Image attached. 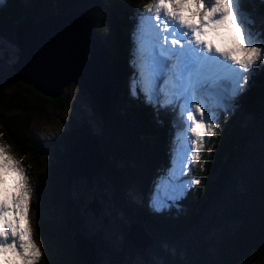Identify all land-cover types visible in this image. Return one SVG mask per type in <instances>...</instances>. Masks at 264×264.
Wrapping results in <instances>:
<instances>
[{"label": "trees", "instance_id": "obj_1", "mask_svg": "<svg viewBox=\"0 0 264 264\" xmlns=\"http://www.w3.org/2000/svg\"><path fill=\"white\" fill-rule=\"evenodd\" d=\"M4 2L0 5V43L15 47L16 30L23 20L69 11L91 19L89 41L100 50L99 60L104 57L111 77V99L104 113L95 93L100 66L89 84L92 92L71 81L57 97H50L16 78L13 64L18 59L0 58V140L24 160L29 189L42 213L35 233L37 244L46 242L55 249L50 254L44 251L40 264H83L77 257L76 237L94 248L93 264H102L104 258L110 264H131L137 257L144 264H153V258L158 264H264V74L249 73L247 88L236 102L246 114V124L238 125L234 117L219 113L214 135L206 137L187 175L200 183L179 199L168 200L170 207L153 211L145 193L161 168L171 160L174 163L175 125L182 108L178 101L169 103V94L164 95V107L147 103L148 90L137 84L136 60L143 63V57L137 55L133 32L153 0ZM241 6L251 14L255 28L264 31V0H241ZM83 54L86 61L90 59L91 46ZM43 57L37 60L39 65ZM133 82L139 96L131 91ZM75 92L92 96V109L100 116L91 120L84 115L67 132L51 138L39 136L34 121L74 104L76 99H70ZM49 101L55 106L49 107ZM86 138L92 149L89 161L99 162L95 171L88 169L94 164H87L84 171L74 167L75 161L80 166ZM79 139L84 140L77 147ZM76 182L87 185L86 196L73 195ZM133 188L140 196H134ZM100 212L114 224L111 229L105 225L109 237L91 229L87 218ZM133 227L150 237L149 246L141 248L129 238Z\"/></svg>", "mask_w": 264, "mask_h": 264}, {"label": "snow or ice", "instance_id": "obj_2", "mask_svg": "<svg viewBox=\"0 0 264 264\" xmlns=\"http://www.w3.org/2000/svg\"><path fill=\"white\" fill-rule=\"evenodd\" d=\"M2 3L3 0H0V4ZM186 5L195 9L191 17L183 14L182 10ZM146 10L149 13L154 11L155 20L163 25L161 32L164 43L159 53H154L152 57L153 72L156 75L163 72L168 68V61L174 58L178 74H189L190 92L185 96L180 119L175 126L178 136L181 132H191L194 139L191 140V148L187 151L192 152L193 159H199L198 149L203 147L206 135H214L218 113L233 109L234 98L243 89L239 80L243 78L244 83H247L248 77H242V73L251 71L254 74L260 70L261 66L257 62L264 56V31L255 28V21L250 13L243 10L241 0H153V3L146 6ZM229 16L232 17L231 24L236 27V36L239 37L240 43L229 49L214 46L212 40L207 39L208 32L216 31L218 26L226 27L225 21ZM152 19L153 17H145L142 14L139 17L141 23L145 20L150 22ZM232 42L235 45V37H232ZM211 53L215 55H209ZM237 53L243 55L238 56ZM212 62L218 71L228 74L219 78L236 82L235 86L227 83L217 86L216 91L211 94L215 110L207 105L201 106L204 104L201 89H204L205 84L198 79L193 82L191 76L194 71ZM253 65L257 67L254 69ZM154 79L155 76L145 99L147 103L158 105L160 99L155 91ZM132 91L135 95V82ZM19 164L20 161L9 153L8 146L0 143V184L6 186L0 190V264H16L15 261L6 259L10 250L15 251L20 264H38L42 256L40 248L32 239L28 217L30 189L24 170ZM9 172L15 173L12 185L14 190L10 195L6 179ZM199 183L198 179L191 178L188 181H180L175 186L173 196L169 198L179 199V193L185 191L187 186ZM151 203L156 210L166 206L167 201L160 198L158 187L153 193Z\"/></svg>", "mask_w": 264, "mask_h": 264}, {"label": "rangeland", "instance_id": "obj_3", "mask_svg": "<svg viewBox=\"0 0 264 264\" xmlns=\"http://www.w3.org/2000/svg\"><path fill=\"white\" fill-rule=\"evenodd\" d=\"M4 1L5 0H3V3L5 4ZM39 3H41V2H39ZM42 3H43V6H45V3L44 2H42ZM2 4H0V5H2ZM182 11L186 17H191L192 12L195 11V9L192 8L190 5H186ZM77 13L78 12L72 13L71 17L69 16L68 18H59V19H57L56 17L48 18V20H44V22H42L41 24H38L36 26L32 25L31 31L33 34L35 45H33L29 49L30 51L28 50L29 52H25L22 56V58H24V62H29L28 63V69L32 71L30 73L31 75H34V73H35V76H36L39 73L41 75L43 74V78H44V76L47 75L48 73H50L51 71H53V74H56V73L62 72L64 70V68H65L64 64L63 65L61 64L60 58L57 56L58 54L56 55L51 50L50 47H48L46 45H43V46L41 45L43 43V41L41 40V36H43V35H47V37L49 35L55 36L57 39V43L59 44L58 52L60 50H63L64 49L63 46L65 44V36L64 35H65V31H66L67 27L69 26V23H65L64 19H74V20H79L82 22V19H80V17L77 15ZM54 14H56V13L52 12V13H48L46 16H51ZM58 15H61V14L58 13ZM143 15L145 17L151 16V17H153V19L150 22L146 20L145 28L143 31L144 35L140 36L141 32H137V34L134 35L135 47H136V51H138L137 55L141 54V56L143 57V61H144L143 63L146 67L145 71L139 72V74H138L139 77L137 78V84L144 85V82H145L144 80H146L147 90L149 91L152 87L153 76H155V79H154L155 89L160 84L165 89V91L168 92V94L170 92H172V93H177L178 95H180V93L183 92V95L181 96V101L184 104L185 96L188 95L190 92L189 74L185 73L183 76H180L178 74V71L175 67V59L174 58L169 60L170 61V69L167 68L163 72H160L158 75H156L153 72L154 64H153L152 57H153L154 53H157V54L159 53L160 47L164 43L163 39H162L163 33L161 32V28L163 27V25L160 22L155 20L154 11L152 13H149V12H147L146 7L144 8ZM231 19H232V17L229 16L227 18V20L225 21V24L227 25L226 27L218 26L216 31H209L208 32L207 39L212 40L213 45L215 44L214 46L221 47L224 49H229V48H233V47L239 45L240 40H239V37L236 36V27L231 24ZM77 25H78V23H77V21H75L74 26H77ZM229 29H231V31H229ZM128 34H129V37L131 39L130 30H128ZM87 36H88V33H87ZM232 37H235V45L232 42ZM82 38L86 39V33H83ZM50 39H53V38L51 37ZM21 40L23 42V38H21ZM176 47H178V46H176ZM186 47H187V45H186ZM18 50H19L18 47L17 46L15 47V45H13L11 43H7V44L6 43H0V58L6 57V55H9L11 57V59L17 60ZM95 51H96V47H94L93 52H91L92 53L91 60L93 61V65L96 62V57H97L96 54L94 53ZM211 55H215V53H211ZM237 55L242 56L243 53H237ZM41 56H44L43 57V63L41 65H39V63H37V60L39 58H41ZM103 58L104 57H102L101 60H99V62L97 64V66H102L100 73H99V76H96V79L97 78L99 79V82L97 81V85L99 83L98 89H99V87H100V89H99V91L97 89V91L95 93H97V95H98L97 98H99V100L102 98L104 99L105 90L108 88V84H109L108 81L111 82L110 78L108 79V81H107V79H106V81L104 79L105 60ZM76 59L78 60V58H76ZM221 59H223V58L221 57ZM24 62H22V63H24ZM81 64L82 63H79V62L77 63L78 70H80ZM257 64L261 66L260 70L258 71L259 75L264 74V56H262L260 58V60L257 62ZM56 65L57 66L60 65L57 72L55 69V68H57ZM36 66L38 67L37 69H36ZM65 66L66 67L69 66L70 69H68V72H66V73L69 74V72H70L72 74L74 82H80L81 83V79H79V78L80 77H82V78L87 77V73H85V72H82V71L73 72V69L75 66L74 60L69 59V61L65 63ZM256 67H257V65H253L254 69ZM215 68H217V66L213 62L210 65H206V66L201 67L200 69H198L197 71H194L191 74L193 82H195L198 79L199 81H201L202 83L205 84L204 89H201V91L203 93V98H204V104H202L201 106L204 107L205 105H207L208 107H212L214 110H215V104H214V100H213V97L211 94L216 91L218 84L216 83V81L208 82V80L211 79V76H208V73L210 71H213ZM46 69L49 72H45ZM91 70H90V72H92ZM249 73H253V72L249 71L246 73H242V77H248ZM26 75H27L28 79L32 78V76H30L28 74H26ZM227 75H228L227 73L221 72L219 77H223V76H227ZM35 76H33V78ZM43 78L41 79L42 82L44 81ZM68 81H66V82L64 81L63 83L57 82V84L56 83L53 84L50 81H47V84H46L47 92L51 93L52 95L58 93V91H60L61 89H63L64 87L67 86L65 84ZM207 83H208V86H207ZM224 83H227L230 86H235L236 82L231 81V80H227V79H222L221 84H224ZM239 83L243 84V89L240 91V94L234 98L233 109L231 111L224 112V114H226V116L234 117L236 124L244 125L247 123L246 114L244 113L243 108L239 107L238 103H236V102L239 98L242 97L244 91L247 88V85H246V83H244L243 78H241L239 80ZM61 84H64V86H62ZM169 86L176 87L177 91H174L173 88L169 87ZM145 88H144V92L147 91V90H145ZM88 89L93 90V87H90ZM72 90H75V89L72 88ZM44 91L46 92L45 89H44ZM132 93H133V91H132ZM135 95L139 96V94H137V93ZM73 99H76V102L74 104L72 103V105H67L61 110L53 109L49 112V116L44 115L43 117L37 118L34 121V125H33L36 133L41 137L51 138L61 131H65V132L69 131L75 122L83 120L84 115H89L91 120H93L97 116H100L98 113L94 112V110L92 109V106H91V100L93 99L92 96L90 97L88 94L85 95L82 92H75L73 98H71L70 100H73ZM48 105H49V107L55 106V105H53V103H51V101H49ZM107 108H108L107 103H105V105H103V104L100 105V109L104 113H106ZM162 113L164 114V111ZM219 113H218V120L220 119ZM153 115H155V113ZM205 115L207 116V112L205 113ZM217 124L218 123H216V125ZM206 137H208V136L206 135L204 137L203 145L206 142V140H205ZM192 139H194V138L191 136L190 131H187L186 133L181 132V134L178 136V140H177L178 142L176 143V147H175L177 154L174 156V158H175L174 163H173V160H171V162L167 166L161 168V173L159 176H157L154 179L149 181V184L147 187V192L145 193V195L147 196L148 205L151 207V209L153 211H161V210H156L152 206V203H151L153 193L157 189V187L159 190L160 198L162 200H166L168 203V200L174 199V197L171 199L169 197L173 196L175 186L180 181H188L190 179L189 177H187V175H188L189 170L193 167L192 165L196 160V159H193L192 152L187 151V149L191 148V140ZM83 140L84 139H82L81 142ZM88 140L86 138V140H85L86 143L81 147V150H80V158H81L82 162H85L87 160L89 153L92 151ZM0 143H3V142L0 140ZM3 144H5V143H3ZM7 146H8L9 153L16 160L20 161L19 167L24 169V167L22 166V163L24 160H22V158L20 156H18V154L13 150V148L11 146H9V145H7ZM203 147L198 149L199 155H200L201 151L203 150ZM77 158H78V156H77ZM160 163L161 162L158 161V163L155 165V167L158 166ZM97 168H98V166L95 168V170H97ZM184 173H186V174H184ZM24 174L26 175L25 169H24ZM6 179L8 182L7 183V189L12 192L14 190L12 185H13V181L15 180V173L9 172ZM193 186L194 185L187 186L186 190L190 189ZM28 187H29V184H28ZM87 190H88V187L85 183L76 182L74 184V187H73V195L76 196V195L82 194L83 196H86ZM185 191L180 192L179 195H181ZM132 193H134L135 197L140 196L139 191H137L135 188L132 189ZM167 203H166V206H164L163 208H166L167 206L170 207V205ZM101 214L102 213L100 212V214H98V216H96V217L89 215L87 218L90 221L91 229L102 230L105 232L103 234L106 237H109L108 232H106V227L108 229H111L114 226V224H112L104 216H101ZM28 217H29V222H30V226L32 229V239L34 240L36 245L40 248L42 255L45 254L44 251L45 252L48 251L47 254L54 252V250H55L54 247L52 245L46 244V242L45 243L42 242L40 245L37 244L38 241H36L37 238H36L35 233H36V227H37L39 221H41V219H42V213L39 211L38 206L34 201V194L31 193V191H30V210L28 213ZM105 225H106V227H105ZM90 233H92V235H94V236H98L94 232H90ZM76 238L78 240V245L76 247L77 257L79 258V260L83 264H87V262L91 261V259H92V255H93L92 250H91L90 246L87 245L85 242H83L79 237H76ZM114 244L117 245L118 243L116 244L114 242ZM6 259H9L11 261H15L16 264H20L18 257L15 255L14 250H10L8 252ZM104 259L105 260L102 264H110V260H107L106 258H104ZM156 260L157 259L153 258L151 260V262H153V264H158V263H155ZM40 261H41V258L39 259L38 264H40ZM157 262H158V260H157ZM131 264H144V262L140 257H137V259L134 260V262Z\"/></svg>", "mask_w": 264, "mask_h": 264}, {"label": "water", "instance_id": "obj_4", "mask_svg": "<svg viewBox=\"0 0 264 264\" xmlns=\"http://www.w3.org/2000/svg\"><path fill=\"white\" fill-rule=\"evenodd\" d=\"M74 12H78V11H69V12H67V13H65V14H63V13H60L61 15H58V13H56V14H54V15H51V16H46V17H44V18H42V19H40V20H36V21H28V20H24V21H22L20 24H19V26H18V28H17V30H16V36H15V41H16V44H17V46H18V48H19V52H18V55H17V59H18V61H16L14 64H13V68H14V72H15V76H16V78L18 79V80H20V81H24V82H27V83H29V84H33L34 85V88L35 89H37V90H39L40 92H42L43 94H45V95H48V96H50V97H57L58 95H59V92L60 91H58V93H56V94H51V93H48L47 92V89H46V84H47V81H50L51 83H53L54 84V80H58V81H56L55 83L57 84V82H59V83H63L64 81L66 82V81H68V82H71V80H72V82L74 81L73 80V76H72V74L69 72V74H67L66 72H68V69H70L69 68V66H65V63H64V70L62 71V72H58V73H56V74H53V71H51L50 73H48L47 75H45L44 76V78H43V74L41 75V74H37L36 76L35 75H31L30 73L32 72L31 70H29L28 69V63L29 62H24V58H22V56H23V54L25 53V52H29L30 50V48L33 46V45H35V42H34V38H33V34H32V31H31V27H32V25L33 26H36V25H38V24H41L42 22H44V20H48V18H52V17H56L57 19H59V18H65V17H67V16H69L70 14H72V13H74ZM79 13V12H78ZM82 15V14H81ZM83 16V15H82ZM56 19V20H57ZM81 19V18H80ZM65 23H69V21H65ZM90 23H91V19H89V26H90ZM70 27H71V25H70V23H69V26L67 27V30L68 29H70ZM90 30H91V32H92V26H90V28H89V30H88V35H90ZM65 36V35H64ZM21 38H23V42H22V40H21ZM51 37H44V36H41V40L43 41V43L41 44L42 46L43 45H46V46H48V47H50L51 48V50L54 52V53H56V55L61 59V56H63V53L65 52V51H67V50H69L71 47L70 46H68V45H66V42H65V44H64V46H63V50H60L59 52H56L58 49H59V44L57 43V39L55 38V39H50ZM61 45V44H60ZM88 46H91V52H93V48L95 47V45H94V43L93 42H88L85 46H84V48H83V52L85 51V48H87ZM94 46V47H93ZM29 50V51H28ZM46 52V51H45ZM83 52H82V60L84 61V62H88L89 61V59L86 61L85 60V57H84V54H83ZM97 52L99 53L100 52V50H98L97 49V47H96V51L94 52L95 54H97ZM102 52V51H101ZM77 55V54H76ZM100 55H101V53H100ZM70 59H72V60H74V58L73 57H71ZM22 62H24V63H22ZM57 66V65H56ZM105 66V65H104ZM38 67L36 66V69H37ZM56 69V72H57V70H58V67L57 68H55ZM75 71H80V70H76V69H74L73 70V72H75ZM83 72V71H82ZM87 73V72H86ZM105 75H104V79H105V81H106V79H107V81H108V74H107V72H106V68H105ZM26 74H28V75H30V76H32V78H30V79H28L27 78V75ZM87 75H88V73H87ZM33 76H35L34 78H33ZM50 77V78H49ZM43 78V82H42V79ZM79 79H83L82 77H80ZM32 80H35V82H33ZM82 81L83 80H81V83H82ZM41 82V83H40ZM67 82V83H68ZM109 82V84H108V88L105 90V97H104V99L102 98L101 99V103L103 104V105H105V103H107L108 104V107H109V101H110V99H111V96H110V94H111V88H110V81H108ZM74 83H77L78 85H83V86H85L83 83L81 84L80 82H74ZM38 84V85H37ZM65 84V83H64ZM64 84H61L62 86L64 85ZM85 87H87V86H85ZM87 88H90V87H87ZM44 89L46 90V92L44 91ZM91 92L93 91V90H91V89H89ZM80 140V139H79ZM82 140V139H81ZM81 140L76 144V146L78 147L79 146V144H80V142H81ZM89 155H90V153H89ZM89 155H88V159H90L89 158ZM70 156H71V154H70ZM98 160H100L99 158H98ZM97 165H99V162H98V164ZM103 166V163L101 162V165H100V168ZM95 170V169H94ZM93 170V171H94ZM147 236V237H146ZM129 238L133 241V242H135L139 247H141V248H145V247H147V246H149L150 244H151V240H150V237L141 229V228H138V227H133L132 229H131V231H130V233H129ZM94 239H96V237H94ZM75 240H76V242H77V245H78V240H77V238H75ZM89 241V240H88ZM92 250H93V255H92V262H91V264H93V261H94V257H95V251H94V248L92 247Z\"/></svg>", "mask_w": 264, "mask_h": 264}, {"label": "bare ground", "instance_id": "obj_5", "mask_svg": "<svg viewBox=\"0 0 264 264\" xmlns=\"http://www.w3.org/2000/svg\"><path fill=\"white\" fill-rule=\"evenodd\" d=\"M71 15L72 14H70L69 16L71 17ZM77 15L82 19V22L79 21V20H74V19H64V21H69V23L71 25L70 29H68V30L66 29V31H65V42H66V45L70 46L71 48L63 53V56H61L60 61H61V64L63 65L64 63L68 62L71 57H73L74 58V63H75L74 69H76V70H78L77 63L78 62L82 63L81 66H80V71H83L85 73L87 72L88 75H87V77H85V78H83L81 80H83L82 83L85 86L89 87V84L92 85L93 78H94L93 76L95 74V70L97 69V64H98V61H99V53L97 52V54H96L97 57H96V62L94 63V65H93V61L91 60L92 53H91V56H90V59H89L88 62H84L82 60L81 57H82L83 48L88 42H90L89 41V36H87V33H88V30H89L90 26H89V19L84 18L80 13H77ZM69 16H67L65 18H68ZM75 21H77V23H78L77 26H74ZM83 33H86V39L82 38ZM51 37L53 39L56 38L53 35ZM56 52H58V50ZM76 58H78V60ZM57 67L59 68L60 65H58ZM101 67L102 66H100V68ZM91 69H92V72H90ZM45 72H49V71H47V69H46ZM220 73L221 72L218 71L217 68H215L213 71H210L208 73V76H211V79L208 80V82L216 81V83L218 85L221 84L222 79L219 78ZM109 78L111 80V77H108V79ZM56 81H58V80L57 79L54 80V83ZM96 81L99 82V79L97 78ZM207 86H208V83H207ZM96 100H98V99H96ZM79 163H80V166L77 165V161L74 162V167L77 170H79V171H84V169L86 168L87 164L89 166L94 164V166L88 168V169H92V171L98 166L96 161L94 163L92 161H89V159H87L85 162L79 161Z\"/></svg>", "mask_w": 264, "mask_h": 264}, {"label": "flooded vegetation", "instance_id": "obj_6", "mask_svg": "<svg viewBox=\"0 0 264 264\" xmlns=\"http://www.w3.org/2000/svg\"><path fill=\"white\" fill-rule=\"evenodd\" d=\"M156 38V37H155ZM16 46H17V44H16ZM18 47V46H17ZM19 49V48H18ZM18 52H19V50H18ZM263 71V70H262Z\"/></svg>", "mask_w": 264, "mask_h": 264}, {"label": "clouds", "instance_id": "obj_7", "mask_svg": "<svg viewBox=\"0 0 264 264\" xmlns=\"http://www.w3.org/2000/svg\"><path fill=\"white\" fill-rule=\"evenodd\" d=\"M95 246V245H94Z\"/></svg>", "mask_w": 264, "mask_h": 264}]
</instances>
